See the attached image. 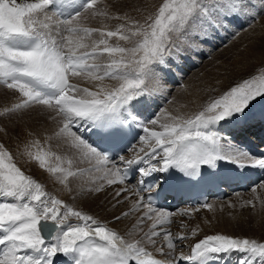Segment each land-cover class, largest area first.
I'll return each instance as SVG.
<instances>
[{"label":"snow or ice","instance_id":"1","mask_svg":"<svg viewBox=\"0 0 264 264\" xmlns=\"http://www.w3.org/2000/svg\"><path fill=\"white\" fill-rule=\"evenodd\" d=\"M261 20L264 0H0V85L19 94L0 116L39 108L55 125L43 138L26 133L19 155L67 193L111 189L113 209L128 204L115 220L135 217L121 235L26 174L0 142V264H213L233 255L237 264H264V242L226 234L207 235L177 257L176 240L187 237L164 227L173 213L155 206L182 185L221 178L211 171L218 162L264 170V152L254 155L235 139L264 128V67L223 92L199 89L207 99L198 104L172 96L169 87L206 44ZM190 87L181 84L189 96ZM159 96L170 97L172 110L157 111ZM137 230L139 239L126 238ZM162 233L156 251L171 260L149 251Z\"/></svg>","mask_w":264,"mask_h":264},{"label":"rangeland","instance_id":"2","mask_svg":"<svg viewBox=\"0 0 264 264\" xmlns=\"http://www.w3.org/2000/svg\"><path fill=\"white\" fill-rule=\"evenodd\" d=\"M109 2L119 5L124 3L125 0H109ZM126 2L128 4H142L144 0H126ZM150 2L158 5L161 0H150ZM121 10L130 9L125 7ZM132 14L136 15V13ZM87 23L93 27L99 26L98 20H89ZM110 23L115 24L117 22L111 21ZM239 32L240 35L235 38L232 33H228L229 36L224 34L229 38L226 39V43L220 45L218 41L214 39L213 44L217 46L216 49H210L209 46H204L203 56L200 58L195 55L194 57L196 66L193 68L185 67L186 72L182 73L181 77H179V83L169 85L171 95L176 96L181 101L190 102L195 99L198 104L207 99V95L198 92L199 89L205 86H212L219 89L220 92H223L236 82L254 74L258 68L264 67V20L259 21L252 28H247L246 25L244 28L239 29ZM217 81H219V83H217ZM182 83L191 86L189 91H191L193 95L189 96L181 90ZM83 86L91 87L92 85L86 83ZM9 91V89L0 85V95L2 94L8 99L11 98L6 102H0V108L4 107L5 104L11 106L17 101V98ZM218 94L219 92L209 93L208 95ZM168 99H170V97L165 98L162 96V104H159L160 108L157 109V111L165 107L172 110L173 105L168 103ZM193 107H196V104L189 103V108L191 110L195 109ZM35 109L36 108L24 110L23 112L13 113L9 116H0V129L6 132V134L0 133V142L4 143L5 146L17 156V162L26 174L32 175L41 182H44L47 186V190L65 200L73 208L79 210L78 207H89L92 201L93 204L97 205L98 211L100 208L101 213L110 212V210L106 209L111 206V203H109L111 196L108 193L110 189L94 196H76V192L67 193L62 190L60 185L54 184L48 174L39 169L35 163H28L24 157L19 155L18 145H20L22 149L21 141L27 138L24 133L25 130L21 128L24 122H27L26 124L29 125L28 121L31 119L35 120L36 118V122L29 125V130H26V133L33 132L41 138L50 134L55 127L50 119L36 112L37 109ZM261 184H264V181L254 186L256 187L255 193L252 191L253 187L248 193L234 194L227 198V200L222 201L221 204H217L216 202L210 203L213 206L211 210L207 208H198V210L180 208L179 210L167 211L173 213L170 217L172 223L164 227L170 230L174 236L184 235L187 237V239L184 240H176L177 257L181 252L184 254L186 250L188 251L192 244L212 234H226L264 242V204H262V202H264V189L258 187ZM73 187H75V185H73ZM116 187H119V185ZM73 196H76V198L73 199ZM99 196L100 201L98 199ZM247 201H253L255 207L248 205L246 203ZM127 208L128 204L118 205L113 211H117L115 213L118 215L122 211H127ZM182 212L188 214H181ZM115 213L113 214L111 223L116 225L115 228L124 229L129 232L132 229L135 217H129L127 219L122 218L120 221H116L114 218L116 216ZM71 220H75V218L70 217L68 222ZM102 220L103 219H101V221ZM150 225L151 221L145 223L144 231H147ZM157 230H159V228ZM194 230L198 232L196 236L192 235ZM137 233V235L129 239H139L143 235V233L138 230ZM162 236L163 233L161 237L156 238L157 244L155 246L148 245L150 251L155 255L163 256L156 251V248L165 243ZM191 241L192 243L190 244ZM188 244H190V246ZM167 258L171 260V257Z\"/></svg>","mask_w":264,"mask_h":264},{"label":"bare ground","instance_id":"3","mask_svg":"<svg viewBox=\"0 0 264 264\" xmlns=\"http://www.w3.org/2000/svg\"><path fill=\"white\" fill-rule=\"evenodd\" d=\"M224 36V35H223ZM80 83H82L83 85H85L86 84V82H84V81H81ZM9 92H11L12 94H13V96H15L17 99H18V96H19V94L18 93H16V92H14V91H12V90H10ZM0 99H1V101L0 102H6V101H8V100H10V99H8V98H6V97H4L2 94L0 95ZM8 104H5L4 106H7ZM9 106V105H8ZM193 108H195L193 111H195L196 110V107H193ZM37 109V110H36ZM35 110H36V112H38V113H40L41 115H44L43 113H42V111L39 109V108H36ZM29 122V125H31V124H33L34 122H36V118H35V120H33V119H31L30 121H28ZM27 122H24L22 125V127H21V125H20V127L23 129V130H25V136H26V130L28 131L29 130V125L28 124H26ZM259 125H257V127H255L254 128V130L256 131V132H258L259 134H261L262 132H261V128H259L258 127ZM19 127V128H20ZM32 127V126H31ZM31 127H30V130H31ZM252 131V129L250 130V131H248L247 133L250 135V136H252L253 135V133L251 132ZM22 132V131H21ZM155 162V161H154ZM222 163V165H223V167H236V168H239L237 165H233V164H230V163H228V162H218V164H221ZM241 169H245V168H241ZM116 187V186H115ZM112 190L110 189L109 191H108V193H110ZM244 194V193H243ZM107 196V195H106ZM83 197V196H82ZM105 197V196H104ZM80 198V197H79ZM93 198H95V197H93ZM93 198H91V199H93ZM98 199H99V201H100V196L98 197ZM225 200H227V198L225 199ZM224 200V201H225ZM98 201V202H99ZM97 202V201H96ZM214 202H216L217 204H221L222 203V201H216V200H214ZM230 203V202H229ZM100 204V203H99ZM91 206H89V207H87L86 205V208H82V207H78L79 208V210H81V211H83V212H85V213H88V214H90V215H93L94 217H96V218H98L99 220H101V219H103L102 220V222H105V223H107V224H109L108 226L109 227H111V228H113V229H115L116 231H118L121 235H126L127 233H128V231H126V230H124V229H120V228H115V226L116 225H113L112 223H111V219H112V217H113V214L115 213V212H117V211H113L114 209L111 207V206H109L108 208H106V209H108V210H110V212H105L104 210V212L105 213H101L100 211V208H99V211H98V209H97V205L96 204H93V202L91 201V204H90ZM184 208V207H183ZM201 209V208H204V207H202V206H199V207H197V209ZM104 209H105V207H104ZM186 210H197L196 208H185ZM115 215H117L116 213H115ZM68 223H77V221H76V219L75 220H71V221H69ZM221 228V227H220ZM120 229V230H119ZM232 236V235H231ZM126 238H130V237H127L126 236ZM187 242V241H186ZM195 242V241H194ZM192 243V241L190 242V244ZM183 244V243H182ZM190 244H188L189 246H190ZM192 246H194V244H192ZM191 246V247H192ZM149 251H150V249H149ZM184 251V250H183ZM155 253V252H154ZM191 253V248H189L188 249V251L186 250V252L184 253V255H189ZM156 258H158V259H162V260H165V259H167V260H169L167 257H165V256H159V255H155V254H153ZM180 262H182V261H180ZM178 263V262H177Z\"/></svg>","mask_w":264,"mask_h":264}]
</instances>
